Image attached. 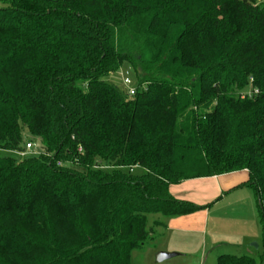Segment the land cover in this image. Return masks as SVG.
<instances>
[{"label": "trees", "instance_id": "obj_1", "mask_svg": "<svg viewBox=\"0 0 264 264\" xmlns=\"http://www.w3.org/2000/svg\"><path fill=\"white\" fill-rule=\"evenodd\" d=\"M0 150V264H137L205 207L170 184L242 169L263 252L216 264H262L264 0H0Z\"/></svg>", "mask_w": 264, "mask_h": 264}, {"label": "crops", "instance_id": "obj_2", "mask_svg": "<svg viewBox=\"0 0 264 264\" xmlns=\"http://www.w3.org/2000/svg\"><path fill=\"white\" fill-rule=\"evenodd\" d=\"M208 178L213 181L210 186L202 184L197 188H193L187 184L193 180ZM247 181V170L242 169L209 177L186 179L179 183L170 184L169 191L174 198L190 201L205 207L188 215L165 218L164 231L166 232V241L163 242V244L165 243L164 245H160V250L176 252V255L182 256L178 251V232L197 234L200 231H204L208 225L209 215L225 210V213L231 217L230 220L236 221L229 226L233 233L219 244L227 246V248H230V246L236 247L240 252H243L242 255L252 256L249 250V246L252 245L250 243L259 238L263 239V225L258 215L256 193L246 183ZM233 192H237V198L232 199L229 197V194ZM189 241L186 240V243L189 244ZM180 243L184 244L182 241ZM187 244L186 246H188ZM262 264H264V261Z\"/></svg>", "mask_w": 264, "mask_h": 264}, {"label": "rangeland", "instance_id": "obj_3", "mask_svg": "<svg viewBox=\"0 0 264 264\" xmlns=\"http://www.w3.org/2000/svg\"><path fill=\"white\" fill-rule=\"evenodd\" d=\"M124 76H128L130 78V85H125L123 83ZM104 79L117 86L118 89L124 93H127L128 87H136L137 85L134 73L127 63H124L117 71L109 73L104 77ZM24 136H26V134H24ZM27 142L33 143L37 149L41 150V144L38 141L34 142L27 140ZM5 156H14L18 158V156L14 153L0 150V157ZM212 183L213 181L208 178L193 180L187 184L191 185L193 188H197L202 184L210 186ZM236 193H230L229 197L232 199L237 198L236 196L238 194ZM240 195H242V193H240ZM153 217V215L150 216V219ZM230 219L231 217L229 214L225 213V210H220L219 212H214L209 215L207 222L208 225L204 231H200L197 234L178 232L179 242L182 241L184 243L179 244L178 242V251L182 254V256L177 254L163 261L157 260V253L158 251H161V248H159L161 247L160 245L165 244H163V242L166 241V232L164 231V227H156L154 228L155 231L153 233V238L146 240L142 248L134 249L131 252V260L137 264H216L217 255L221 253L242 255L243 252H240L236 247L230 246V248H227V246L219 244L224 242L225 238L233 233L231 232L229 226L236 220L231 221ZM239 220L241 219L239 218ZM186 240H190L189 244L186 243ZM254 243L257 244L258 247L250 245L249 250L252 253V257L258 261L259 255L263 252L262 239L259 238L254 240L250 244ZM186 244L188 246H186Z\"/></svg>", "mask_w": 264, "mask_h": 264}, {"label": "built area", "instance_id": "obj_4", "mask_svg": "<svg viewBox=\"0 0 264 264\" xmlns=\"http://www.w3.org/2000/svg\"><path fill=\"white\" fill-rule=\"evenodd\" d=\"M250 80H251V79H250ZM123 83H124L125 85H130V84H131V80H130V78H129L128 76H124V77H123ZM135 91H136V87H128L127 94L130 95V96H132V95H134ZM258 91H259L258 88H256V87H252V88H251V87H250V88H248V89L246 90V92H245L243 95L252 96V95H254V94H257ZM28 152H30V153H34V154H38L39 152H41V150H40V149H37L33 143H31V142H27V143L25 144V149H24V151H22V152H19V151H18V154L22 156V155H24V154H26V153H28Z\"/></svg>", "mask_w": 264, "mask_h": 264}, {"label": "water", "instance_id": "obj_5", "mask_svg": "<svg viewBox=\"0 0 264 264\" xmlns=\"http://www.w3.org/2000/svg\"><path fill=\"white\" fill-rule=\"evenodd\" d=\"M257 200H258V202H259V197L257 196ZM252 245H254L255 247H257L258 245L257 244H252ZM176 255V252H166V251H159L158 253H157V260L158 261H163V260H165V259H168V258H170V257H173V256H175Z\"/></svg>", "mask_w": 264, "mask_h": 264}]
</instances>
